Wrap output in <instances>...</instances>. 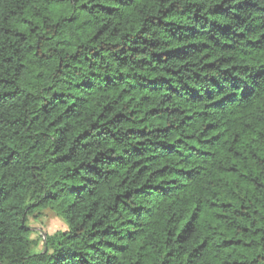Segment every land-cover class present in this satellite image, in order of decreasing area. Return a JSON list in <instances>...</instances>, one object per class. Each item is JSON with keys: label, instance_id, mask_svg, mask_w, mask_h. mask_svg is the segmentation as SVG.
<instances>
[{"label": "trees", "instance_id": "16d2710c", "mask_svg": "<svg viewBox=\"0 0 264 264\" xmlns=\"http://www.w3.org/2000/svg\"><path fill=\"white\" fill-rule=\"evenodd\" d=\"M0 264H264V0H0Z\"/></svg>", "mask_w": 264, "mask_h": 264}, {"label": "rangeland", "instance_id": "374dc122", "mask_svg": "<svg viewBox=\"0 0 264 264\" xmlns=\"http://www.w3.org/2000/svg\"><path fill=\"white\" fill-rule=\"evenodd\" d=\"M32 238L38 242V249L44 245L47 235H52L68 228L67 223L53 209H46L41 214L30 218Z\"/></svg>", "mask_w": 264, "mask_h": 264}]
</instances>
